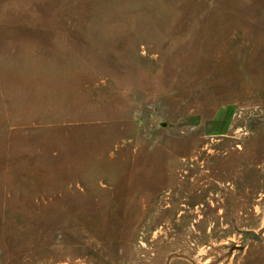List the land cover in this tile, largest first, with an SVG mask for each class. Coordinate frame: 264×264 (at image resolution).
<instances>
[{"label": "rangeland", "instance_id": "obj_1", "mask_svg": "<svg viewBox=\"0 0 264 264\" xmlns=\"http://www.w3.org/2000/svg\"><path fill=\"white\" fill-rule=\"evenodd\" d=\"M0 264H264V0H0Z\"/></svg>", "mask_w": 264, "mask_h": 264}, {"label": "water", "instance_id": "obj_2", "mask_svg": "<svg viewBox=\"0 0 264 264\" xmlns=\"http://www.w3.org/2000/svg\"><path fill=\"white\" fill-rule=\"evenodd\" d=\"M159 124H161L162 126H167V122L166 121H159ZM251 236L254 238L259 237L257 234H255L254 232H251Z\"/></svg>", "mask_w": 264, "mask_h": 264}]
</instances>
